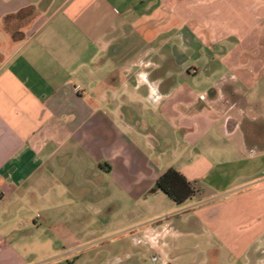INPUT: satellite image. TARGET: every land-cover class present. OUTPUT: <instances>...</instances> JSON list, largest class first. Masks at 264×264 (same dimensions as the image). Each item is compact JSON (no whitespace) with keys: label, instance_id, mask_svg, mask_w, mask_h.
Instances as JSON below:
<instances>
[{"label":"crops","instance_id":"obj_1","mask_svg":"<svg viewBox=\"0 0 264 264\" xmlns=\"http://www.w3.org/2000/svg\"><path fill=\"white\" fill-rule=\"evenodd\" d=\"M218 2L0 0V264L81 261L82 213L170 168L198 190L180 224L212 241L208 264H264V160L226 158V105H239V155L264 152L263 118L200 55L228 36ZM142 103L151 117L137 120Z\"/></svg>","mask_w":264,"mask_h":264},{"label":"rangeland","instance_id":"obj_2","mask_svg":"<svg viewBox=\"0 0 264 264\" xmlns=\"http://www.w3.org/2000/svg\"><path fill=\"white\" fill-rule=\"evenodd\" d=\"M257 1L218 2V20L215 23L216 26L225 28L228 36L226 35L224 40H216L200 55H203V59L209 61L217 72L213 79H220L223 75L229 84L233 83L226 87L233 99H236L235 94L247 97L249 114L257 113L262 116L263 122L257 126L264 131V70L259 69L264 65V17L256 14ZM199 43L202 44V41ZM258 61L262 64H258ZM207 77L205 71L200 74L203 80ZM234 78H243L246 84H234L235 81H231ZM202 104L209 103L205 101ZM236 104L238 103L232 101L226 105L230 110L233 143L225 157L235 160L245 156L247 160H264V152L255 156V149L250 152L242 148L239 155L235 148V143L241 141L240 111L239 105ZM211 107L216 116L222 115L223 103ZM149 111L150 107L146 103L138 104L137 112L145 118L140 116L137 120L149 119ZM150 122L153 129L156 125L154 118H151ZM218 126H225L224 121L221 120ZM175 141H169L170 149L175 146ZM155 144L159 145L158 141ZM254 168L250 169L248 174ZM155 185L156 182L150 183L149 180L137 177L129 192L126 193L119 187V195L116 197L99 199V202L104 204L102 209L96 207L98 210L82 213L90 223L86 228L71 230L69 237L70 242H74L77 237L81 239V243L87 245L82 247L80 252L81 261L72 264H208V251L212 241L193 233L192 227L181 226V221L190 220L192 212L183 209L182 205H177L162 191L152 192ZM230 185L231 189L240 186L238 181ZM38 218L42 219V216L38 215ZM66 247L75 248L74 245ZM225 256L220 264L230 261L229 256Z\"/></svg>","mask_w":264,"mask_h":264},{"label":"trees","instance_id":"obj_3","mask_svg":"<svg viewBox=\"0 0 264 264\" xmlns=\"http://www.w3.org/2000/svg\"><path fill=\"white\" fill-rule=\"evenodd\" d=\"M158 190L162 191L177 205L185 204L198 193L195 185L175 168H170L159 177L152 192Z\"/></svg>","mask_w":264,"mask_h":264}]
</instances>
